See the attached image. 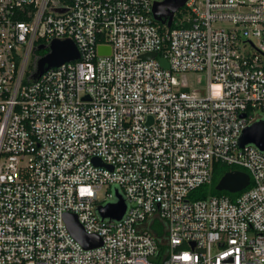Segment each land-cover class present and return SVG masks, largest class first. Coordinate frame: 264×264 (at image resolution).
Returning a JSON list of instances; mask_svg holds the SVG:
<instances>
[{
  "label": "built area",
  "instance_id": "2783aa9c",
  "mask_svg": "<svg viewBox=\"0 0 264 264\" xmlns=\"http://www.w3.org/2000/svg\"><path fill=\"white\" fill-rule=\"evenodd\" d=\"M164 1L0 0V264H264V150L241 146L264 119V0H186L171 26ZM64 38L79 57L33 79ZM218 162L248 186L191 198Z\"/></svg>",
  "mask_w": 264,
  "mask_h": 264
},
{
  "label": "water",
  "instance_id": "95a60500",
  "mask_svg": "<svg viewBox=\"0 0 264 264\" xmlns=\"http://www.w3.org/2000/svg\"><path fill=\"white\" fill-rule=\"evenodd\" d=\"M186 0H165L164 2L156 3L154 6V16L157 20L165 23L164 16H168V26H171L175 11L184 5ZM46 48V45H39L38 49ZM49 51L40 57L37 61L36 70L32 78L37 79L42 73L49 68L59 66L67 61L77 59L79 52L77 46L71 38L54 39L48 45ZM102 52L103 48L100 47ZM156 53H146L142 57H155ZM159 61L164 67H168V61L165 58H159ZM245 115V114H244ZM245 143H253L260 149L264 150V119L256 121L248 126L241 135V146ZM250 183V175L243 170L228 171L222 176L216 185L219 191H228L230 193L239 192ZM117 200L104 205H98L97 210L102 218L110 220H119L126 210V203L122 195L116 192ZM65 221L69 230L80 243L85 247H95L102 244V239L98 235L88 234L82 224L74 214H66Z\"/></svg>",
  "mask_w": 264,
  "mask_h": 264
},
{
  "label": "trees",
  "instance_id": "16d2710c",
  "mask_svg": "<svg viewBox=\"0 0 264 264\" xmlns=\"http://www.w3.org/2000/svg\"><path fill=\"white\" fill-rule=\"evenodd\" d=\"M38 53L42 55L43 53H45V51L39 50ZM236 169H244V168L241 166H238V165H229V164L223 163V162L216 163L215 167H214L212 181L210 183L203 184L200 187L194 189L191 192L190 197L194 198V199H201V198L203 199V198H206L210 195L227 194L230 197L234 198L236 196V194H231L228 191H219L216 189V185L224 174H226L228 171H232V170H236ZM244 170H246V169H244ZM160 246H161V250L163 252L165 250V245L160 244Z\"/></svg>",
  "mask_w": 264,
  "mask_h": 264
},
{
  "label": "rangeland",
  "instance_id": "374dc122",
  "mask_svg": "<svg viewBox=\"0 0 264 264\" xmlns=\"http://www.w3.org/2000/svg\"><path fill=\"white\" fill-rule=\"evenodd\" d=\"M192 75H194V79H198V77H201L202 79V83L200 85H198V87L200 86H204L205 85V75H203L202 73L200 72H194ZM190 74H187V77H189ZM104 192H105V188L104 186H102L99 191H98V196L100 198H102L104 196Z\"/></svg>",
  "mask_w": 264,
  "mask_h": 264
}]
</instances>
